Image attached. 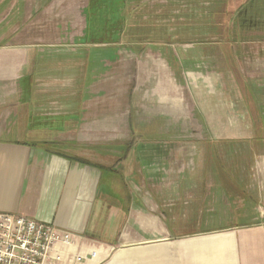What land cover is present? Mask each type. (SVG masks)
<instances>
[{
    "label": "crops",
    "instance_id": "obj_1",
    "mask_svg": "<svg viewBox=\"0 0 264 264\" xmlns=\"http://www.w3.org/2000/svg\"><path fill=\"white\" fill-rule=\"evenodd\" d=\"M27 1L0 0V20L8 15L11 19L0 35V213L23 215L70 232L74 242L55 244L54 252L61 259L54 264H264V0H223L228 20L220 40H214V34L211 40L185 43H129H142L140 49L117 43L116 49L149 66L145 76L139 71V80L150 81L151 88L134 87L118 114L107 106L99 110L98 117L87 120L83 114L88 108V84L79 113L69 119L71 124L57 129L41 127L45 131L39 125L29 127L32 117L71 113L72 103L58 104L56 99L67 96L76 73L71 70L65 78L67 83L73 81L69 87L65 83L51 91L43 85L65 79L35 72L31 104L25 112L24 78L36 58H47L40 47L53 46L60 32L69 39L70 48L55 57L73 62L83 56V48L89 46L84 36L90 0H75L76 10L65 14L57 8L64 0H29L37 2L30 15L24 13ZM148 1L152 0H126L121 9L111 4L116 11L110 13L118 16L125 11L131 21L181 15L167 0ZM40 16L50 29L45 42L25 35L26 27L39 25ZM55 22L76 36L68 37L63 28L55 30ZM185 46L188 48H182ZM92 55L94 64H105L101 53ZM112 58L116 59L114 54L109 60ZM40 78L45 82L40 84ZM187 80L195 82L191 85L194 117L207 131L194 145L212 138L238 145L248 156H236L235 150L227 148L223 156H205L201 148L196 156L82 153V145L118 142L113 141L117 131L113 135L103 132L98 141L95 130L101 126L118 122L119 128L129 130L130 138V112L139 106L162 118L168 132L163 144L176 143L185 114L193 117L184 98V93L188 97ZM39 95L46 102H37ZM142 121L134 122L138 126L150 123L146 115ZM20 127L23 131L31 128L30 133L34 129L32 133L40 140L7 136L9 130ZM47 131L54 135L44 137ZM61 134L72 139H57ZM53 141L63 144V153L74 156L49 150L45 144ZM227 152L232 156H224ZM134 178L137 183L131 181ZM188 224L204 225L182 228Z\"/></svg>",
    "mask_w": 264,
    "mask_h": 264
},
{
    "label": "rangeland",
    "instance_id": "obj_2",
    "mask_svg": "<svg viewBox=\"0 0 264 264\" xmlns=\"http://www.w3.org/2000/svg\"><path fill=\"white\" fill-rule=\"evenodd\" d=\"M160 1L161 0L159 1L152 0L148 2L149 4H154ZM221 2H222L221 0H215V1L214 0L212 1L167 0V4L172 3L173 4L172 7H175V9L177 10L180 9V14H181L180 16H178L177 18H174L171 21L182 20V21L187 22V24H185L184 26H182L181 24L174 25L170 27L169 30H174V31L178 30L182 32L183 31L182 27H184V29L188 32L186 34L187 37H190V39L187 41H198V40H208V39L211 40L213 38V35L211 33L208 34L209 27L207 29H204L208 25H206V27L203 28L205 24L202 25L200 20L206 24H210L211 22H213V19L215 20L216 18V16H213V13L220 9L221 5H219V3ZM97 4L98 2H93L92 7H94V5H97ZM77 5L78 4L75 0H70V1L64 0L60 2V5L57 8L59 9L60 13L65 14L68 10L75 11L77 8ZM36 7H37V2L28 0L25 5L26 10L24 13L26 15H30L31 10L33 8L35 9ZM0 11H1V8H0ZM86 11L88 12L87 9ZM109 11L112 14H114L116 10H112L110 8ZM3 14L4 12H2L1 15ZM224 14H226L228 17L227 11L224 10ZM25 17L26 16H24V18ZM168 18L170 17H166L165 19L162 17L160 19L152 18L151 20L149 19H146V20L142 19V20H145L146 22H148V24L152 20H156L157 23H159V26L157 25L156 27L152 28V32L156 33V32H160L159 29H161V26H163L161 23L165 25ZM39 20H40V23L38 22L39 25L28 26L25 28V35H27L28 37L27 39L33 38L35 41L45 42L50 37V29L48 28V25L46 24V21L44 20V18L40 16ZM160 20H164V21L162 22ZM10 21L11 19L9 18V15L6 17L4 21L0 20V35L4 34V31L9 25ZM80 24L82 26V23ZM54 27L56 28L55 30L57 31L58 29L61 30V28H63L62 31L66 32V27L65 26L63 27L61 23L57 24V22H55ZM164 31H166V28L164 29ZM67 34L69 35L68 37L73 39L77 33L66 32V35ZM57 35L58 36L56 38V42L54 43L53 46L40 47L41 50H44L42 54L45 55L47 58L39 59L41 61V67H40L41 69L37 72L40 74L41 73L48 74L51 76V78L65 79L72 72L71 70H73L74 72L78 66H75L74 64L71 66L68 63L64 65L63 63L66 62L65 61L66 59H63L62 56L55 57L56 53L61 54L70 48L69 43H67L69 42V39L65 38L66 36L62 34L61 32L60 34L58 33ZM159 37L160 36H158V38ZM218 38L220 37L215 36V38L213 39L216 40ZM8 39L9 37L5 41H7ZM182 48H188V47L185 46ZM95 50L97 51V53H101L103 55V62H105L106 65L98 63L92 66V68L90 69L91 71L87 70L88 71L87 78L88 79L93 78L92 81H88L89 86L86 87V90L88 89L90 96L88 97V101H86L88 108L86 109L87 113L83 114V118H86L87 120L95 119L96 117H98L100 115L98 113L99 110L101 109L104 111L108 109L107 106L109 107L110 111H114L115 114H118V111H119L118 109H122L121 104H123L128 99L130 90L133 89L134 87H136V89H141V90L145 89L146 87L147 89L151 88L150 81L146 79L139 80L140 79L139 71L142 72L141 74L142 76L143 75L145 76L144 73L147 72L149 66H143L142 64H140L139 60H136L134 57H132L134 55L127 54V52H125L121 48H117L114 52H112L111 49L104 47L102 44H98ZM121 51L123 52L122 54H120ZM44 53H48V55L51 54V56L48 57L47 54H44ZM113 54L116 59L109 60V57ZM201 66H205V65H201ZM188 72H186V74ZM188 75L190 76V73ZM188 78L189 77H187V79ZM42 80L43 79L40 78L39 80L41 81L39 82L40 84L45 82V80L43 81ZM66 81L67 79H65L64 81H51L49 83H45V85L43 86H47L45 89L52 91L55 89H61L62 86H65L64 84L67 83ZM186 82L188 86L187 87L188 97H186V94L184 93V98H185L186 103L189 104L188 111L193 112V115H192L193 117H190V113L185 114L184 116L185 122L183 124V128L179 130L180 133L177 132L176 133L177 135L175 136L176 141L174 142L176 143H171V144L168 143L167 146L163 144L166 140V135L168 134V132H167V128L162 122V118L157 117L150 110L144 109L142 106H139L136 109H132L130 112L129 121H128L130 129H131L130 138H129V130L126 129L124 126H120L119 128L118 122H114L106 126H101L95 130L99 136L98 141H102L103 138L101 137V135L103 132L113 135L114 131H117L118 135L113 141L114 142L118 141V142L114 144L110 143L111 145L110 144L96 145V146L87 145V144L82 145L81 146L83 150L82 153L87 156H100L99 155L100 153L102 154V156H117L118 155V156H131V157L132 156H196L198 148L199 149L201 148L205 156H213L214 150L218 151L220 149L219 152L221 153L223 151L226 152V148H227L230 150L233 149V151L235 150L236 156H248V153H245V151L238 145H230L227 143L222 144L221 143L222 141L220 140L215 141L214 139L212 140V138H209L206 141L205 140L199 141V146L194 145V142L197 139L205 137L204 134L207 133V131L204 130L200 121L196 120V117H194L195 116L194 112L196 110V107L193 106L191 85L195 82L192 81L191 83L190 80H187ZM71 83H73V81L71 82L68 81L66 86L69 87ZM153 83H155V81H153ZM177 88L179 89V87ZM44 99L45 97L43 95H39L37 97V102L42 101V100L44 101ZM6 100L8 101L9 98ZM56 103L55 102L53 103L54 105L53 107L57 109L58 106H56ZM150 109L153 110L152 108ZM105 113L104 115H106ZM144 114L148 117V120L150 123L146 125L141 124L140 126H138L136 123L143 122L142 118L145 117ZM168 118H172V117L168 115ZM135 120H136V123L134 122ZM103 122L106 123L105 121ZM116 126L117 128L115 129ZM20 128H17L15 130H9V132H11L12 134L10 133L7 136L19 137L22 139H26V141L40 140L38 138V135H36V133H32L34 129H32V132L29 133L28 129L23 131V128L21 129ZM89 132L90 131H86V133H89ZM48 133H49V136L54 135L53 132L47 131L44 133L45 134L44 137ZM69 134L73 135V133H69ZM63 137H71L70 139H72V136H69V135L62 136V134L59 135L57 139L63 138ZM93 138L95 137L93 136ZM105 138L106 136H104V139ZM180 140H183V141H180ZM134 141H136V144L134 146L133 145L130 146ZM137 141H139V143H137ZM127 142L130 145H128ZM97 146H104L103 148L108 147V149L110 150L117 148L115 151L117 154L116 153L110 154L103 150L101 151L98 149ZM232 152L231 153L227 152L224 156H232ZM222 156H223V153H222ZM131 181H133L134 183H137L138 178L131 179ZM120 182H121V179L118 181V184ZM203 225L204 224H188V225H184L183 227L182 226H179V227H182V228H189V227H196V226L203 227Z\"/></svg>",
    "mask_w": 264,
    "mask_h": 264
},
{
    "label": "trees",
    "instance_id": "obj_3",
    "mask_svg": "<svg viewBox=\"0 0 264 264\" xmlns=\"http://www.w3.org/2000/svg\"><path fill=\"white\" fill-rule=\"evenodd\" d=\"M187 1H200V0H187ZM212 1V0H208ZM222 2L219 3L220 9L215 11L213 13V16H216L215 20L213 19V22L210 24L203 23V21L200 20L201 24H205L203 26L206 27L207 29L209 27L210 30H208V34L216 35L219 36V40L222 39V30H223V24L228 20V17L226 14H224L223 10V0ZM93 2H98L97 5H94L92 7ZM126 3V0H90L88 2V28L86 30V35L84 36V41L86 43H89V46H86L83 48V56L81 58L71 62L67 58L63 64H69V65H75L78 66L77 69L75 70L74 73H76V81L74 82V85H72L71 89H69L67 93V96L65 98L58 96L56 99L58 104H61L63 101L68 100L69 103H72V109L71 113L68 114H57L54 116H50L48 118L45 117H38L36 119H40L35 121L36 119L32 117V121L29 123V127L36 125H39V129L45 131L44 129H57V127H62V126H67L70 123L69 119L73 115H77L80 111L81 103H82V95L84 88L89 84L88 81H90L87 78V72L91 71L90 69L92 68L93 65H96L93 63V51H96L95 49L97 47H94L92 45L94 44H102L104 47L115 50V46L117 43L124 45L123 47L125 48H136L140 49L142 48V43L140 44L141 46H131L129 45L130 42H163V43H175V42H191L187 41L190 39V37H187V31L182 27L183 31L180 32L178 30H169L170 27L174 25L181 24L184 26L187 24V22L178 20V21H171L175 17H170L167 19L166 24L164 25L161 23L163 26H161V29H159L160 32H152V28L156 27L157 25L159 26V23H157L156 20H152L149 24L145 20L136 19L135 21H130L129 17H127L125 14L126 12L124 11L122 14L118 13V16L112 15L110 13V5L112 4L115 8H122L123 4ZM232 11V10H231ZM167 17H169V13L167 14ZM185 22V23H184ZM97 23V24H96ZM208 23V22H207ZM99 25V26H98ZM210 25V26H209ZM98 26V27H97ZM166 28V31L164 29ZM215 31V32H214ZM199 33V32H198ZM207 33V32H206ZM158 36H160L158 38ZM6 41H2V43H5ZM120 45V47H121ZM134 48V49H135ZM167 53L168 55L170 54L169 48H167ZM41 58H36L33 64H30L28 68V73L27 76L24 78V96H23V105L24 106V112L28 110V106L31 104V90L33 88L32 86V75L39 71L41 68V61L39 60ZM113 59V58H112ZM176 65V64H175ZM88 70V71H87ZM45 100V99H44ZM46 102V100L44 101ZM40 101V103H44ZM39 105V104H38ZM41 127H43L41 129ZM36 129V128H35ZM31 128H28V132L30 133ZM45 146L49 149L52 150L60 155L64 156H74V155H68L63 153L61 151L63 144H59L58 142H48L45 144ZM99 150L106 151L107 153H116V149L110 150L107 148H103L104 146H97ZM116 147V146H115ZM222 153V152H221ZM218 151L214 150L213 151V156H222ZM221 154V155H220ZM102 156V154H101ZM85 163H89L87 160H82ZM218 161V160H217ZM216 161V163H217ZM220 162V161H218ZM103 167V166H101ZM105 170L106 168L103 167ZM119 177L123 178V175L119 173Z\"/></svg>",
    "mask_w": 264,
    "mask_h": 264
},
{
    "label": "built area",
    "instance_id": "obj_4",
    "mask_svg": "<svg viewBox=\"0 0 264 264\" xmlns=\"http://www.w3.org/2000/svg\"><path fill=\"white\" fill-rule=\"evenodd\" d=\"M70 232L23 215L0 213V264H54L57 243L71 245Z\"/></svg>",
    "mask_w": 264,
    "mask_h": 264
}]
</instances>
